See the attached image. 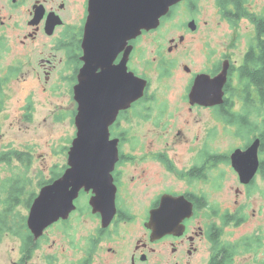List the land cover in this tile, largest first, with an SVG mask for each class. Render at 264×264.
Instances as JSON below:
<instances>
[{
  "label": "flooded vegetation",
  "instance_id": "1",
  "mask_svg": "<svg viewBox=\"0 0 264 264\" xmlns=\"http://www.w3.org/2000/svg\"><path fill=\"white\" fill-rule=\"evenodd\" d=\"M92 1L0 0V42L8 39L20 56L14 75L39 84L28 103L39 92L65 97L58 113L76 134L83 109L113 111L106 126L119 153L110 176L82 188L69 218L39 239L29 215L17 224L2 213L0 242H21L13 264H264V0H182L136 37L129 26L141 19L140 1L122 0L108 12ZM220 26L228 29L222 43L211 36ZM134 79L143 83L135 101ZM0 80L3 88L7 74ZM220 84L222 102L212 105ZM5 106L4 98L0 115ZM206 116L226 135L237 128L241 145L216 153L212 135L188 140L190 126H213ZM74 139L31 207L69 168ZM255 142L258 169L245 184L231 156ZM5 156L31 161L21 152ZM226 168L238 180L231 191Z\"/></svg>",
  "mask_w": 264,
  "mask_h": 264
},
{
  "label": "rangeland",
  "instance_id": "2",
  "mask_svg": "<svg viewBox=\"0 0 264 264\" xmlns=\"http://www.w3.org/2000/svg\"><path fill=\"white\" fill-rule=\"evenodd\" d=\"M247 26L246 24L243 43L249 40ZM227 32V28L220 26L211 36L214 38V42L222 43ZM14 48L8 39L0 42V75L7 74L8 78L3 84L6 106L0 115V158H6L5 155L12 152H21L27 155L31 161L29 163L15 159L0 161V216L3 213L2 216L7 215V219L10 217L11 221H17L18 224L20 218L29 215L31 198L40 190L41 182L51 179L52 169L62 168L65 148L70 146L76 130L75 126L67 125L68 122L64 115L58 113L59 105L60 107L66 106L65 97L51 96L46 99L39 92L33 96V100L29 99L33 105L28 103L27 97L33 94L34 88L37 89L39 84L35 81L26 82L23 78H18V71L16 76L14 75V69L19 70L17 61L20 58ZM25 71L26 67L23 69V72ZM25 107H30L31 110L26 111ZM206 118L213 123V126H190L186 130L188 140L193 137L200 140L211 139L212 135L213 139L209 143L216 153L224 152L228 148L235 149L241 145L242 142L234 134L236 131L238 133L237 128H230L229 134L226 135L227 129L222 126H214V121L208 119V116ZM178 130L179 127L174 128L173 135ZM225 172L224 188L231 191L236 187V184L237 187L239 186L238 180H236L237 176L231 169L226 168ZM15 180H20L21 185L25 184L26 189L22 190L20 203L9 209L7 200ZM29 203L30 205H28ZM10 234L14 235L12 231ZM20 243L14 236L4 237L1 240L0 264H13L17 260ZM242 261L249 262L250 258L248 255H244Z\"/></svg>",
  "mask_w": 264,
  "mask_h": 264
},
{
  "label": "water",
  "instance_id": "3",
  "mask_svg": "<svg viewBox=\"0 0 264 264\" xmlns=\"http://www.w3.org/2000/svg\"><path fill=\"white\" fill-rule=\"evenodd\" d=\"M136 1H140L141 12L138 16H141V19L138 23L134 21V26L131 24L129 26L130 33L133 31V37H136L142 28L150 30L156 28L160 23V19L168 13L170 8L182 0ZM120 2L122 0H118L117 4H112L109 0H102L101 4L103 10L108 12L109 7H112L114 11V6ZM128 2L131 3L132 0ZM142 2L144 5H142ZM99 4L100 0H93V9L99 10ZM134 80L133 100L135 101L143 93V83L138 82L137 79ZM221 85H219V88L214 89V95L209 96L212 105L221 104L222 102ZM127 100L131 102L132 98L130 97ZM111 113L105 110L89 115L87 109H83L77 118L79 126H76V138L69 151V168L53 184L42 188L32 204L27 224L36 240L52 224L60 219L66 220L69 218L75 210L74 202L82 188H90L91 183L98 182L102 175L108 174L110 176L119 154L118 142L110 141L108 126H106L112 122L113 111ZM258 144V142H255L247 151L238 150L231 156L232 166L238 173L242 183H249L257 172ZM102 156L104 158L101 159ZM109 164L112 165L111 168L106 166Z\"/></svg>",
  "mask_w": 264,
  "mask_h": 264
},
{
  "label": "trees",
  "instance_id": "4",
  "mask_svg": "<svg viewBox=\"0 0 264 264\" xmlns=\"http://www.w3.org/2000/svg\"><path fill=\"white\" fill-rule=\"evenodd\" d=\"M4 98H5V95L3 92V88L0 85V112L2 111L4 107ZM0 161H3V157L0 158ZM18 181L15 180L14 184L10 188L11 194L7 202L11 205V207L19 201L18 194L20 193V191L18 190V185H19ZM0 229H2V225L0 226Z\"/></svg>",
  "mask_w": 264,
  "mask_h": 264
}]
</instances>
